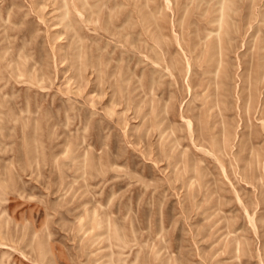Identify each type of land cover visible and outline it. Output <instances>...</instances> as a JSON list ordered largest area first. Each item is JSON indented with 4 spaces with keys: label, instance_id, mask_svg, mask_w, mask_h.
Instances as JSON below:
<instances>
[{
    "label": "rangeland",
    "instance_id": "1",
    "mask_svg": "<svg viewBox=\"0 0 264 264\" xmlns=\"http://www.w3.org/2000/svg\"><path fill=\"white\" fill-rule=\"evenodd\" d=\"M83 1L0 0V264H264V0Z\"/></svg>",
    "mask_w": 264,
    "mask_h": 264
},
{
    "label": "bare ground",
    "instance_id": "2",
    "mask_svg": "<svg viewBox=\"0 0 264 264\" xmlns=\"http://www.w3.org/2000/svg\"><path fill=\"white\" fill-rule=\"evenodd\" d=\"M67 1L68 0H57L51 12L52 14H58L56 16L60 17V20L63 22L64 25H69V23L72 21V19L69 16L70 9L67 7ZM83 2L86 3L87 1L84 0ZM61 6L63 7L65 6V8L63 9L64 11L62 12V14H59L60 12H58L59 11L58 8Z\"/></svg>",
    "mask_w": 264,
    "mask_h": 264
}]
</instances>
